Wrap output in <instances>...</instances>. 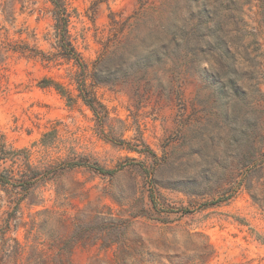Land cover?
<instances>
[{
	"label": "rangeland",
	"instance_id": "obj_1",
	"mask_svg": "<svg viewBox=\"0 0 264 264\" xmlns=\"http://www.w3.org/2000/svg\"><path fill=\"white\" fill-rule=\"evenodd\" d=\"M215 3L0 0V264L49 244L56 264L65 239L71 264H112L75 241L83 209L134 220L148 260L264 264V0Z\"/></svg>",
	"mask_w": 264,
	"mask_h": 264
},
{
	"label": "trees",
	"instance_id": "obj_2",
	"mask_svg": "<svg viewBox=\"0 0 264 264\" xmlns=\"http://www.w3.org/2000/svg\"><path fill=\"white\" fill-rule=\"evenodd\" d=\"M51 1L56 2V0H51ZM216 3L218 4V0H216ZM141 4H144V3H141ZM207 6L208 5L206 3H200V4H197V6L188 8L190 18L193 17L199 20L200 23H204L205 25L210 23L211 26L215 29L220 28L219 21L216 20V17L218 15V8H215L212 11H210V9L207 8ZM139 12H140L139 10L136 12L135 17H138ZM165 12L166 11H162V10L160 11L161 20ZM131 17L133 16H130L129 18ZM179 17L180 16L178 15V19ZM3 50H4L3 43L0 40V59L4 53ZM152 51L157 52V50H153V49ZM151 56H154L156 58V53L154 52L153 55L151 54L146 57L147 59L144 61L145 62L144 66L150 65L151 58H152ZM102 60L105 61L106 58L101 59V60L99 59V62ZM125 62H126V58L124 60L120 58L119 63L117 64L119 68L118 72L121 74L117 76H122L119 78H125L127 72H131L132 70L134 71L133 69L134 62H131L130 64H127V65H125ZM137 64L139 65V60H137ZM94 76H96V73L94 74ZM198 76L201 79H206V77H204V73L202 72V70L199 72ZM232 82L233 81L231 80L229 81L230 85H233ZM99 170L104 171V169L102 168H100ZM46 212L47 211L44 210L41 212L38 211L36 213L44 214ZM134 216H137V215H134ZM34 219L35 218L31 219V222H30L31 226L33 227L35 226ZM74 219H75V222H73V225L77 228V234H78L75 237L76 242L88 241L94 238L93 244L99 241L100 246L103 248H109L112 246L116 247L112 264H184V263L174 262L172 261V259H169V258H167L165 261L159 258L155 260L145 259L143 254H147V253L141 254L142 251L146 252L144 248V242L142 238L139 237L132 229V226L134 223V220L132 219L123 217L121 215H114L111 211H106V212L94 211L93 214H89L84 209L79 210L77 212V216ZM25 224L26 223H22L23 226ZM63 224H65V222H63ZM30 232L31 231L27 229V234H30ZM25 239L27 241L28 235L25 237ZM12 240L14 241L16 245V249L14 253L17 255V257L22 256V254L26 251L29 254H32L33 252H35L37 248V244L28 245L26 243L25 245H21L18 239L13 238ZM66 244L67 243L65 239L61 241V243L55 246L58 250L56 264H71L67 255H65V253L69 251V249H67ZM26 247H28L27 250H26ZM51 247H53V245L49 244V246L47 247V250L42 251V254L45 257V264H53L54 256H52L50 252L48 251ZM201 254H204L201 257L203 256L206 257V256H209L211 253L209 250H206V252L201 253Z\"/></svg>",
	"mask_w": 264,
	"mask_h": 264
}]
</instances>
